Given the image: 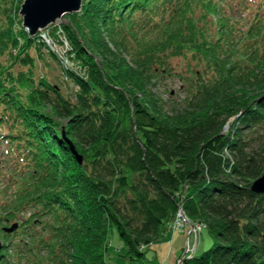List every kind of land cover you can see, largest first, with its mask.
<instances>
[{
	"label": "trees",
	"instance_id": "1",
	"mask_svg": "<svg viewBox=\"0 0 264 264\" xmlns=\"http://www.w3.org/2000/svg\"><path fill=\"white\" fill-rule=\"evenodd\" d=\"M222 1L83 0L64 15L86 71H67L70 95L40 73L46 43L23 26L24 0H0V144L20 169L15 206L51 232L55 264H151L147 248L178 202L220 239L184 264H264V193L251 189L264 173V64L241 73L244 55H233L225 69L231 36L223 18L210 20ZM176 57L198 59L209 76L168 111L154 86ZM114 231L123 254L110 252Z\"/></svg>",
	"mask_w": 264,
	"mask_h": 264
},
{
	"label": "rangeland",
	"instance_id": "2",
	"mask_svg": "<svg viewBox=\"0 0 264 264\" xmlns=\"http://www.w3.org/2000/svg\"><path fill=\"white\" fill-rule=\"evenodd\" d=\"M219 7L218 13L215 16H210V20L219 22L220 18H223L226 23V36H231L229 43L221 49L222 58L226 63L225 69L230 67L233 62L235 63L233 55H236L237 59L242 54L244 55V63L241 62V65L244 64L243 67L246 68L242 72L240 71L241 73L249 72L250 69L263 68L264 66L258 67V65L264 64V30H260V26L264 28V0H223L219 3ZM64 23H69V20L62 17L51 24L48 35L55 40L54 47L56 50L53 51L50 45L46 43L42 50H45L46 55H48V61L45 60L46 65L43 64L42 60H38V63L42 66L40 73L46 74L52 81L60 84L65 93L73 95L78 91V86L71 81L67 71L71 68L81 75H85L86 71L75 59L73 50L67 51L70 41L63 28ZM60 27L63 29V36L59 41L56 37L57 32L62 30ZM214 28H217L216 24H214ZM246 34H248L247 37H245ZM129 40L132 41L131 38ZM43 41L45 40L43 39ZM226 41L228 42V38ZM110 44L116 49L111 41ZM128 45H132L133 52L139 49L137 44ZM124 55L130 62H133L130 55L127 53ZM190 57L171 58L170 66L173 67L174 72L171 75L165 74L166 76L164 75L156 81L154 89L165 101V108L168 111H174L175 107L178 106L177 108H179L185 103L190 81L208 78L209 76L204 64L198 59L191 60ZM66 61L68 62L66 63ZM237 64L240 63L235 64L236 67L232 70L233 72L243 68ZM192 69L202 73V75L197 76L191 71ZM228 128L227 123L223 131L227 132ZM13 162L7 145L0 144V239L3 245L0 264H55V260L50 258V251L44 243V240L53 242L51 232L43 229L41 218L33 217L31 208L15 206L17 204L15 193L19 191L16 181L20 179L18 172L20 169L14 171ZM14 223L18 224L14 231L6 232L4 230ZM112 238L113 245L110 252L112 254L125 253L126 248L116 231L112 233ZM188 238H190L191 247L195 243H199L196 256H201L215 242L220 241L208 229L206 221L191 219L183 203L178 202L175 216L168 224L166 233L162 235V240H159L153 248H147L149 262L151 264H180L184 259L182 256L185 247L187 248ZM110 261L125 264V261L117 255L110 258Z\"/></svg>",
	"mask_w": 264,
	"mask_h": 264
},
{
	"label": "water",
	"instance_id": "3",
	"mask_svg": "<svg viewBox=\"0 0 264 264\" xmlns=\"http://www.w3.org/2000/svg\"><path fill=\"white\" fill-rule=\"evenodd\" d=\"M83 0H25L21 6L20 14L23 17V26L35 35L42 28L54 23L62 18L67 13L80 11ZM71 149L80 164L83 163L84 157L75 148L74 144L70 143ZM251 189L257 193H264V173L259 178L255 179L251 185ZM18 227L14 223L11 227L4 228L6 232H12ZM2 242L0 239V260Z\"/></svg>",
	"mask_w": 264,
	"mask_h": 264
},
{
	"label": "built area",
	"instance_id": "4",
	"mask_svg": "<svg viewBox=\"0 0 264 264\" xmlns=\"http://www.w3.org/2000/svg\"><path fill=\"white\" fill-rule=\"evenodd\" d=\"M61 28V27H60ZM62 29V28H61ZM62 31H63V29L62 30H60L59 32H57V37H56V39L57 40H61L62 39V36H63V34H62ZM48 33H49V30L47 29V30H45L43 33H42V37H43V39L46 41V43L48 44V45H50V47L53 49V51H55L56 50V48L54 47V44H55V40L54 39H52V37L50 38V36L48 35ZM64 33V32H63ZM65 40H68L67 38H65ZM68 50H72V47H71V45L69 44L68 45V49H67V51ZM68 61H66V63H67ZM67 68H70V67H67ZM71 69V68H70ZM181 227V226H180ZM180 227H178V228H180ZM182 231H183V228H182ZM203 233V232H202ZM197 244L198 243H195V245L193 246V247H191L190 246V238H188V240H187V248H186V255L183 257L184 259L186 258V256H187V258H192L193 256H194V252H195V250H196V247H197ZM184 259H183V261L181 262V264H184Z\"/></svg>",
	"mask_w": 264,
	"mask_h": 264
}]
</instances>
